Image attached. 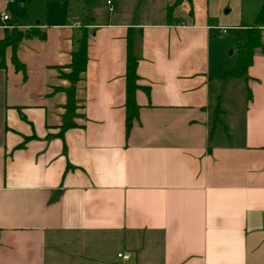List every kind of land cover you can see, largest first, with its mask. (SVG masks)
Instances as JSON below:
<instances>
[{"label": "crops", "instance_id": "crops-1", "mask_svg": "<svg viewBox=\"0 0 264 264\" xmlns=\"http://www.w3.org/2000/svg\"><path fill=\"white\" fill-rule=\"evenodd\" d=\"M162 1L158 20H134L120 5L115 20L83 23L64 9L70 0L25 11L24 0H0L9 17L0 39L6 29L39 32L17 47L24 72L9 51L0 69V264H264V30L238 134L229 123L208 137L212 88L229 71L216 35L245 33L264 0ZM81 28L78 127L60 139L66 97L54 88L69 84L57 69ZM129 28L149 94L136 92L125 138Z\"/></svg>", "mask_w": 264, "mask_h": 264}, {"label": "trees", "instance_id": "trees-1", "mask_svg": "<svg viewBox=\"0 0 264 264\" xmlns=\"http://www.w3.org/2000/svg\"><path fill=\"white\" fill-rule=\"evenodd\" d=\"M36 0H24L26 6H29ZM63 1V0H59ZM87 3L89 0H83ZM171 16V8L167 9V18ZM264 30V1L255 17L254 24L251 28L246 30L244 39L239 40V44L235 53V60L233 68L226 72L223 76L217 77L220 82L228 80L241 79L247 80V73L249 67L252 65L253 56L257 49L263 48L262 36ZM39 32L34 29H6L4 37L0 39V69L5 68V55L7 51L11 53L10 61L16 71L24 72L25 68L20 63L16 56V50L19 43L26 38L38 36ZM138 31L133 28L127 29L125 38V138L129 136L132 128V124L138 119L139 106L136 103L135 96L137 91L144 92L147 96L149 94V88L138 84L139 76L137 74L138 58L135 51L137 42ZM87 48H88V33L84 28L79 29V35L74 41V48L70 54V63L65 67L57 69L58 77L61 80L68 82L67 87H57L54 91L63 92L66 97V102L63 106L64 114L62 115V123L59 126V133L56 137L63 139L65 131L73 128H77L75 119L78 118L77 104L75 100L76 84L79 82L81 75L85 72L87 65ZM222 113L220 107V99L216 97L215 104L210 112L209 122V139L212 137L215 129L218 126L223 125L219 119ZM224 126V125H223ZM222 126V127H223ZM27 140V139H25ZM23 143L20 144L22 146ZM65 151V146L63 145ZM71 169L70 165H67L66 170Z\"/></svg>", "mask_w": 264, "mask_h": 264}, {"label": "rangeland", "instance_id": "rangeland-1", "mask_svg": "<svg viewBox=\"0 0 264 264\" xmlns=\"http://www.w3.org/2000/svg\"><path fill=\"white\" fill-rule=\"evenodd\" d=\"M81 1L82 2L70 0V3H66L67 8L66 6H64V9L67 11H72V14L70 16L78 17L82 20L83 23L86 21L91 22L92 20H94L95 22H104L106 20L112 19V17L115 20L117 18V16H115L116 13H119V11H117L116 9L119 8L120 5H123L132 11L131 17L134 20H158L159 17L157 16V13L162 10L161 6L163 2L162 0H109V5L107 4L108 0H89L87 3H85L83 0ZM76 3H79V5ZM24 5L25 11V9H28V7L26 6V4ZM54 5L56 4H51L50 9L54 10ZM113 7L115 8V12H112ZM109 8H112L111 11H109ZM44 11L45 9L40 8L35 13L33 12V16L40 18H36L35 20H40L41 22V20H43L45 16ZM153 13H155V15H153ZM12 16L14 18V15ZM245 35L246 32H241V35L239 36L236 32L230 30L226 31L225 34H220V36L216 35L224 43L223 52L226 55V58H228L229 60V71L233 68L234 65L235 53L239 44V38L244 39ZM218 85L219 86H213L211 93L213 96V101L218 96L220 99V107L222 113L219 119L225 126L229 123H234V134H238L241 116L245 106L246 88L241 79L223 81ZM216 131L217 133H221L222 126H218Z\"/></svg>", "mask_w": 264, "mask_h": 264}, {"label": "built area", "instance_id": "built-area-1", "mask_svg": "<svg viewBox=\"0 0 264 264\" xmlns=\"http://www.w3.org/2000/svg\"><path fill=\"white\" fill-rule=\"evenodd\" d=\"M107 4L110 5V2L107 1ZM111 9L112 8H110V11H111ZM8 20H9V17L6 14H1L0 15V23L2 24V26H0V27L5 28V26H4L3 23H5ZM117 258L120 259V260H122V261H127V260L130 259V254H128V253H126V254L125 253H119L117 255ZM118 264H121V263H118Z\"/></svg>", "mask_w": 264, "mask_h": 264}]
</instances>
